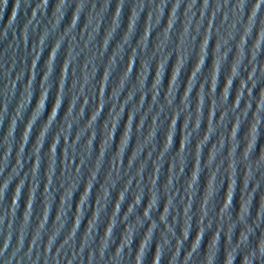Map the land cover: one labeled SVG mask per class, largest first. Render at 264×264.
Segmentation results:
<instances>
[{
  "label": "water",
  "instance_id": "95a60500",
  "mask_svg": "<svg viewBox=\"0 0 264 264\" xmlns=\"http://www.w3.org/2000/svg\"><path fill=\"white\" fill-rule=\"evenodd\" d=\"M0 264H264V0H0Z\"/></svg>",
  "mask_w": 264,
  "mask_h": 264
}]
</instances>
